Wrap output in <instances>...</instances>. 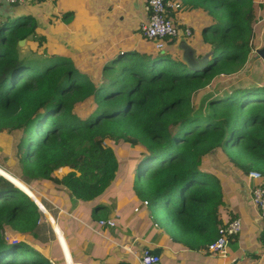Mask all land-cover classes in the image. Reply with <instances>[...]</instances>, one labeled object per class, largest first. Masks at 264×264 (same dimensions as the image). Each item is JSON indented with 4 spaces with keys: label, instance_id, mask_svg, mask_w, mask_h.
I'll use <instances>...</instances> for the list:
<instances>
[{
    "label": "trees",
    "instance_id": "obj_1",
    "mask_svg": "<svg viewBox=\"0 0 264 264\" xmlns=\"http://www.w3.org/2000/svg\"><path fill=\"white\" fill-rule=\"evenodd\" d=\"M200 2L218 14L203 34L214 55L201 72L168 50H125L95 82L70 58L22 55L19 43L31 36L43 46L32 18L7 34L0 29V151L13 176L1 174L33 192L47 184L76 201L96 202L120 167L107 141L122 140L137 154L133 189L148 202L154 221L185 237L199 235L208 249L219 237L225 202L219 179L201 166L222 152L244 177L264 175V86L225 78L240 73L252 54L253 0ZM67 168L60 178L57 172ZM161 205L165 217L158 215ZM43 217L27 193L0 176V264H66L61 252L50 259L7 237L10 227L40 238ZM260 241L264 246V230ZM74 263L82 261L74 255Z\"/></svg>",
    "mask_w": 264,
    "mask_h": 264
},
{
    "label": "crops",
    "instance_id": "obj_2",
    "mask_svg": "<svg viewBox=\"0 0 264 264\" xmlns=\"http://www.w3.org/2000/svg\"><path fill=\"white\" fill-rule=\"evenodd\" d=\"M148 1L26 0L21 6L0 2V29L7 34L9 29L21 25L20 20L23 18H32L36 24V34L43 37V46L38 47L32 36L20 41V52L23 56L41 57L44 54L45 58H70L97 82L103 78L102 67L109 60L118 58L121 51H158L141 33L142 24L148 20L146 10ZM170 1L181 5L171 14V20L181 31L185 29L193 31V36L187 40L193 47L198 48L197 58H202L213 49L203 44L204 39L197 41L194 38L197 29L204 34V31L215 23L214 17L207 9L208 6L200 0ZM253 3L255 18L252 24V54L240 73L231 78L225 77L236 84L241 81L254 83L264 80V73L261 76L258 74L251 76L248 72L249 67L253 70V66L260 63L264 66V62L256 54L257 50L264 47V0H253ZM182 38L184 37L179 38L171 48L165 49L181 59L182 53L178 45ZM92 69L98 72L90 75L88 72H93ZM216 155L217 153L210 155L205 162L208 165L207 172L213 176L209 161H215ZM224 158L226 159L225 156ZM225 159L223 163L228 172L226 175L231 176L236 186L230 191L226 188L229 185L219 180L225 202L219 209V219L222 225L233 219L242 221L241 233L229 244L228 258L210 254L204 244L206 239L199 235L185 237L176 227L165 229L159 226L153 219L149 205L146 206L144 201L137 199L134 190L128 185L132 181L127 182V190L126 188L124 190L125 195L132 192L136 202L129 204L132 198H127V205L124 207L123 201L114 202V195L110 193L104 194L96 202L84 205L82 204L84 202L72 199L66 189L44 184V189L41 187V191L34 192L43 197L52 208L50 211L47 210L33 192L44 214L38 223L40 231H45L43 232L45 237L42 232L40 238L37 235L32 236L42 248L49 242L58 240L59 245L57 243L53 245L52 256L48 258L59 256L60 252L64 257V245L67 253L69 250L73 263L76 255L79 261H82L80 264H141L139 258L143 252L157 248L161 249L160 264H264V246L260 241L264 221L251 199V186H255L257 182L250 184L248 178L239 174ZM107 209L110 211L107 216L99 215V211ZM49 217L53 219L62 235L56 233ZM113 219L117 221L116 227L99 224L100 220ZM222 225H218L217 229Z\"/></svg>",
    "mask_w": 264,
    "mask_h": 264
},
{
    "label": "built area",
    "instance_id": "obj_3",
    "mask_svg": "<svg viewBox=\"0 0 264 264\" xmlns=\"http://www.w3.org/2000/svg\"><path fill=\"white\" fill-rule=\"evenodd\" d=\"M14 6H21L26 0H0ZM179 3L170 0H149L146 10L148 12V20L142 24V36L154 44L156 50L164 51L167 43L181 37L190 38L193 36L191 29L181 31L171 20V14L179 9ZM248 181L257 182L251 186L252 202L257 208L261 219L264 221V175L258 171H251L248 174ZM148 205V202H144ZM138 211V210H136ZM101 226L116 227V220H100ZM242 231V221L240 219L232 220L218 228V239L208 247V252L214 256L221 258L229 257V244ZM141 264H160L161 258L151 255L150 250H145L139 258Z\"/></svg>",
    "mask_w": 264,
    "mask_h": 264
},
{
    "label": "rangeland",
    "instance_id": "obj_4",
    "mask_svg": "<svg viewBox=\"0 0 264 264\" xmlns=\"http://www.w3.org/2000/svg\"><path fill=\"white\" fill-rule=\"evenodd\" d=\"M217 15L218 14H214L213 17L215 18V17H217ZM203 38H204L203 32L201 30L199 31L197 29L194 39L198 41L200 39L202 40ZM32 58H34V56H32ZM263 65H264V63H263ZM92 71L93 72H88V73L91 75L92 73L98 72L96 69H92ZM248 72L251 74V76L254 74H258L259 76H261L264 73V66H262V63H260L256 66H253V70H252V67H249ZM248 78L252 79V77H248ZM260 81H262V82L257 81L254 83H256L257 85L258 84L264 85V80H260ZM195 100L197 101V99H195ZM106 145L112 147L113 150L115 151V154H116V157L118 158L120 167H119V171L117 173V177L114 181V184L105 192V194L110 193V194L114 195V197H113L114 202H119L120 200L123 201L122 207H124L125 204L127 205V198L128 199L132 198V201H130L129 204L135 203L136 198L137 199H139V198L138 197L134 198L132 196L131 191L134 190L133 188L135 187V185H134L135 182L133 181V176H134L135 169L137 168V160H138L137 154L134 152H131V151H133L131 146L129 144L123 142L122 140L119 141V140H116L115 138H111L109 141H107ZM216 153H217L216 159H215V161H211V162L209 161V167L213 171L214 176H216L221 182L223 181L225 184L229 185L226 188H229V190L231 191L232 188L236 186V184L233 182V179L230 178L231 177L230 175H226V174H228V172H226V166L223 163V159H225L224 158L225 155L222 152H216ZM6 160H7V156L4 153H2V151H0V176H2V177L5 176V175L1 174V172H3V171L7 172L8 174H11V176L13 175L11 172L12 170L7 165ZM201 169L204 172H206L208 169V165L203 163V165L201 166ZM70 171L71 170H69V169H68V171L60 170L57 174L60 177H62L63 175L68 174ZM131 181H132V183L128 184L132 189L130 191L131 193H130V195H125L126 190H127V182H131ZM17 182L18 183L20 182V184L23 187H25V190H27V192L30 191L31 192L30 194H34L33 191L26 184L23 183V181L19 180ZM41 187L44 189V186H41ZM125 188H126V190H124ZM82 204L86 205L87 203H82ZM111 205L115 206L112 203H111ZM163 206H166V205L164 204ZM163 206L161 205V207L158 211V215L160 217L166 216V211H165L166 207L164 208ZM99 212H100L99 215H101L103 217L107 216L110 213V211L108 209L105 211H99ZM94 215H96V214H94ZM48 220H49V218H48ZM53 228H54V226H53ZM41 232L43 235L44 234L43 232H45V231L41 230ZM6 234H7V237L9 238V240H15L16 239L20 242H28V243L32 244V246L34 245L35 248H38V250L42 249L41 251L46 257L52 256V247L54 244L57 243L59 245L58 240L56 239V240H54V242L51 241L47 245L43 246V248H42V246L36 242V239H34L32 235H30V234L29 235L17 234L11 228H9V229L6 228ZM43 236L45 237V235H43ZM69 263L72 264L71 260H69Z\"/></svg>",
    "mask_w": 264,
    "mask_h": 264
},
{
    "label": "water",
    "instance_id": "obj_5",
    "mask_svg": "<svg viewBox=\"0 0 264 264\" xmlns=\"http://www.w3.org/2000/svg\"><path fill=\"white\" fill-rule=\"evenodd\" d=\"M178 48H179V50L182 53V60H183V62L193 72H201V71H204L210 65V60H211V58L214 55V49H213L210 52H208L207 54H205L202 58H197L198 48H195L191 44H189V42H188V40H187L186 37L182 38V40L179 42ZM256 54H257V57L264 62V47L262 49H260V50H257L256 51ZM4 177L6 179H8L9 181H11L15 186H17L18 188H20L22 191H24L25 193H27L32 198V200H34L36 202L37 205L40 204V202H38L36 200L35 196H33L32 194H30L31 193L30 191L27 192V190H25L24 187L19 186L17 183L13 182L6 175ZM49 218H50V221L52 222V224L54 225V228H55L56 233L59 235L58 230H57L58 227L55 225L53 219L51 217H49ZM62 245H63V243H62ZM63 248H64V253H65L64 257H65L66 263L67 264H70L69 263V260H71V262L73 264V260H72L71 256L69 255V250H68V253H67L64 245H63ZM67 248H68V246H67ZM150 254L151 255H154V256H157V257H160V255H161V249L157 248V249H154V250H150Z\"/></svg>",
    "mask_w": 264,
    "mask_h": 264
}]
</instances>
